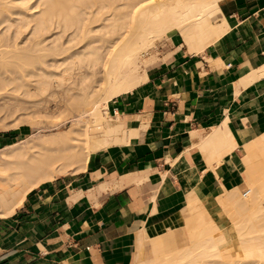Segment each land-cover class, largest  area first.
<instances>
[{
  "label": "crops",
  "instance_id": "0c3cea01",
  "mask_svg": "<svg viewBox=\"0 0 264 264\" xmlns=\"http://www.w3.org/2000/svg\"><path fill=\"white\" fill-rule=\"evenodd\" d=\"M219 1L218 39L190 51L169 30L143 82L108 101L109 132L85 168L0 214V264H150L189 245L197 209L221 219L218 197L243 184L245 144L264 137V0ZM31 131L0 130V149Z\"/></svg>",
  "mask_w": 264,
  "mask_h": 264
},
{
  "label": "bare ground",
  "instance_id": "6f19581e",
  "mask_svg": "<svg viewBox=\"0 0 264 264\" xmlns=\"http://www.w3.org/2000/svg\"><path fill=\"white\" fill-rule=\"evenodd\" d=\"M219 2L0 0V130L33 131L0 149V214L42 182L84 169L109 132L108 101L143 82L146 56L169 30L190 51L218 39ZM53 112L69 127L44 125ZM228 137L216 130L213 142L225 149ZM245 146L243 184L218 197L221 219L197 209L187 218L189 245L150 264H264V137Z\"/></svg>",
  "mask_w": 264,
  "mask_h": 264
},
{
  "label": "rangeland",
  "instance_id": "374dc122",
  "mask_svg": "<svg viewBox=\"0 0 264 264\" xmlns=\"http://www.w3.org/2000/svg\"><path fill=\"white\" fill-rule=\"evenodd\" d=\"M165 39L166 38H163L158 42L157 47L153 50L155 54L158 53L161 56L165 52L166 50V42H164ZM44 123H45L44 125H54L55 128L59 130L66 129L70 125V121L66 120V118L63 116V113L61 112H55V113L53 112L50 117L44 118ZM231 250L236 254L240 253V247L237 244H233L231 246Z\"/></svg>",
  "mask_w": 264,
  "mask_h": 264
}]
</instances>
